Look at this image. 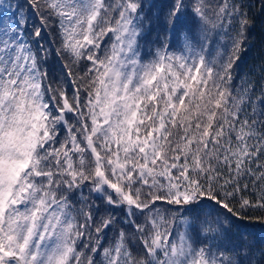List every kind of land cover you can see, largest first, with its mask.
I'll list each match as a JSON object with an SVG mask.
<instances>
[{"label":"snow or ice","instance_id":"obj_1","mask_svg":"<svg viewBox=\"0 0 264 264\" xmlns=\"http://www.w3.org/2000/svg\"><path fill=\"white\" fill-rule=\"evenodd\" d=\"M243 7L0 0V264L264 260L231 234L264 224Z\"/></svg>","mask_w":264,"mask_h":264},{"label":"trees","instance_id":"obj_2","mask_svg":"<svg viewBox=\"0 0 264 264\" xmlns=\"http://www.w3.org/2000/svg\"><path fill=\"white\" fill-rule=\"evenodd\" d=\"M158 6L168 5L172 0H152ZM189 2V0H186ZM243 4V11L247 13L248 24L241 29L239 21H234V29L230 35L242 32L240 36V48L238 59L233 67V83L237 86L251 82L256 86L259 93L261 86H264V0H237ZM155 11V10H153ZM166 12L167 8H161ZM155 31L153 32V36ZM152 37H149L151 39ZM242 233L243 235H240ZM233 243L247 245L252 252L259 253L264 250V224L255 219L244 220L240 223L239 233L232 230ZM239 236V238H237ZM256 259L259 264H264L259 255Z\"/></svg>","mask_w":264,"mask_h":264}]
</instances>
